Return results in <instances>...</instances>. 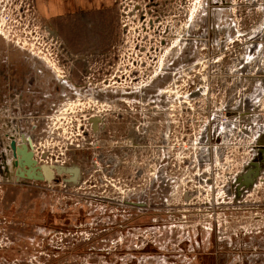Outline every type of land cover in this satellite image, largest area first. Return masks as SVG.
<instances>
[{"label":"rangeland","instance_id":"obj_1","mask_svg":"<svg viewBox=\"0 0 264 264\" xmlns=\"http://www.w3.org/2000/svg\"><path fill=\"white\" fill-rule=\"evenodd\" d=\"M203 1H117L110 39L116 104L77 97L62 102L54 117L29 113L20 104L15 108V102L7 115L0 112V161L2 155L5 161L11 157L5 133L16 131L32 138L38 160L82 169L74 185L61 179L7 181L0 174V264H264V171L242 198L226 191L234 180H227L230 168L239 169L244 160L240 145L247 141L250 163L258 136L264 144V87L251 79L264 58L239 69L245 46L234 48L229 42L234 34L223 33L233 21L243 29L259 25L264 0L247 16L244 0H230L231 14L213 11V16L209 7L199 11ZM219 14L222 28L211 33L209 21ZM51 29L55 32L30 0H0V43L8 44L3 48L13 59H24L25 67L43 70L44 80L64 84L67 44ZM106 84L93 89L107 91ZM87 103L95 105L91 113L110 114L101 118L107 121L101 128L127 125L126 141L134 140L136 125L148 128L141 158L132 152L110 161L121 152L113 132L97 147L81 144L82 128H73L77 121L70 118L83 113ZM242 108L257 125L246 128L233 112ZM232 116L238 120L233 126ZM208 126L215 129L206 138ZM70 138L78 141L70 144ZM96 138L90 134L89 141Z\"/></svg>","mask_w":264,"mask_h":264},{"label":"flooded vegetation","instance_id":"obj_2","mask_svg":"<svg viewBox=\"0 0 264 264\" xmlns=\"http://www.w3.org/2000/svg\"><path fill=\"white\" fill-rule=\"evenodd\" d=\"M200 1V0H199ZM230 0H207L203 1L204 2V7L202 5H199V11L202 10V13L206 12V9L209 7L210 9L208 10L211 12V15L213 16V11L214 12H228L231 14L230 9H228V6L231 5ZM245 1V9L242 11L244 15L249 14V9L250 7L254 6L255 4H260L258 3V0H244ZM262 5V4H260ZM230 8V7H229ZM263 10V8H262ZM241 13V14H242ZM252 14V12H250ZM211 16L208 18L210 19ZM212 20V22H211ZM222 23H223V14H219L218 17L214 15V18L210 19L209 25H210V32L211 33H216L220 32L222 28ZM259 25L253 27L251 25H247L246 29H243L241 26L243 24H239V22H232L228 24V30L223 31L224 34L227 32L232 34L233 37L229 39V42L231 41L232 44H234V48H237L236 45H240L241 47H244V52L242 54L241 58V65L239 66V69H243L245 64H254L256 63V60L260 58H264V13L262 17L260 18V21L258 23ZM208 28V25L204 26L203 32ZM222 32V31H221ZM243 38V40L241 39ZM248 43H251L250 45H247ZM116 44V42H115ZM211 44L217 45L221 44L220 42H211ZM7 48V43L2 44L0 43V112L6 113L7 115V108L9 105L12 104V102H15L14 104L15 108L18 104L21 106L23 105L24 107H27V109H30L29 113H45V112H53V117L56 113V111L60 112L57 107L62 103L66 102V100H74V98H87V100H92L94 99L95 102L97 103L99 101H108L110 103L116 104V58L114 56L116 55L115 52L111 53L110 51L112 50V46H108L107 48H87L88 46L83 45V47H80L81 49H78L79 47L76 48H71V47H65V62L66 65L68 66L67 68V75L66 79L63 80L65 83H68V85L63 82H60L56 80L55 83H50L47 79L44 80L43 78V70L37 69L34 67H25L26 64L24 63V59L18 61L16 58H12V53H9L3 46ZM247 45V46H246ZM258 51H262L260 55L258 54ZM264 61V59H262ZM23 62V63H22ZM258 64V63H257ZM260 70L256 69L257 73L251 78L252 80L259 82L258 86L261 87V85L264 87V65H262L259 62ZM113 72V73H112ZM34 74L35 76H33ZM80 80L86 82L85 84H80L74 81ZM74 82L73 84H78L80 87L72 86V84H69L70 82ZM110 81H112V86ZM102 82H107L106 86H111L109 90L105 91L103 88L100 90H94L93 88L97 83H102ZM50 84L53 85V88L48 89ZM90 84V85H89ZM92 86V87H90ZM63 90H59L62 89ZM79 91H76L77 89ZM112 88V89H111ZM91 89V91H89ZM264 89V88H263ZM107 92V93H105ZM245 91L241 93V97H243ZM197 95V94H196ZM245 99L242 98L240 100L241 103L244 102ZM87 108L84 109V112L79 114L78 117H76V114L71 115L70 119H74V122L77 121L72 127H81V134H80V141L82 145H94L97 147L98 142L101 137L108 136L113 132L112 137L118 138V141L116 143V147H118L120 153H115L114 159L111 157L109 160H121L127 158L129 155H131L132 152H134V159L141 158L143 155L141 151H145L147 147L144 146V142L148 138L146 134V130L148 129L146 126H138L136 125L135 130L133 131L134 135V140H124V134H125V128L127 125H115L112 124L111 129L108 127H100V124L102 125H107V121L101 123V118L103 120H106L107 118L104 117V115H108L110 117L109 113H103L100 115L99 113H91L90 111L93 110L95 111V106L93 104L90 105L87 103ZM92 106V107H91ZM237 110L233 111L235 112V115L241 118H244L240 121L244 122L246 128H249V125H257V123H252L249 121V111L247 110ZM227 111V110H226ZM113 116L114 113H116V108L113 109L112 111ZM232 112H229V115ZM103 116V117H102ZM231 119V125L233 126L234 123H236L238 120L236 118L229 117ZM114 121H116L114 119ZM215 123V122H214ZM79 125V126H78ZM208 125H214L213 123H208ZM261 125V124H259ZM89 127V128H88ZM105 128V130H104ZM206 128V127H205ZM215 126H212L210 129V126H208V129L205 130L204 136L207 138L209 137V132L212 133L214 132ZM244 132V128L242 129ZM142 132V133H141ZM247 133V132H245ZM90 134L95 135L97 138L95 141H89L90 139ZM7 138L9 139V144L7 145V149L11 154V151L9 149L10 143L14 142L16 146H22L26 142L32 141L31 137H26L25 133L17 132L14 131V133L7 134ZM203 136V137H204ZM116 138V139H117ZM129 138V137H128ZM204 139V143L208 142V139ZM120 139V140H119ZM261 137L258 136V140H256V144L253 153V161H245L244 165L242 166L241 170L239 173L235 176L234 180L229 184L228 188L226 191L235 193V197H240L242 198L244 193L247 192L248 188L250 185H252L253 180L256 179V175H261V173L264 171V144H261L259 142ZM25 140V141H24ZM104 141L108 142V138H104ZM70 144H73L74 141H78L77 138H70ZM109 143V142H108ZM148 143V142H147ZM164 145V142H162ZM77 146V145H75ZM150 146V142L149 145ZM86 149H89L88 147H85ZM162 153L165 151V146H163V149L161 150ZM5 155L1 156V161H0V174H2L5 179L8 181L9 178L14 177V169H12L11 163L14 160L13 156L8 158V161H5ZM36 160V159H35ZM54 162L58 160H53ZM257 164V174L252 175L251 178L253 179L251 183H249V180L247 179L244 183L240 184L239 178L243 173L247 171L249 166L254 169L255 167L253 164ZM38 165V163L36 162ZM163 162L159 164V167H162ZM159 168H156L155 173L158 171ZM113 174H116V171L113 172ZM138 175L140 173H137ZM163 174V175H162ZM160 177L162 179L166 178V173L162 172ZM142 175V174H141ZM157 178L159 177L158 175L156 176ZM261 178V176L259 177ZM15 179V177H14ZM251 180V179H250ZM257 181L259 180L258 178L256 179ZM255 180V181H256ZM18 182V181H17ZM152 187H148L146 191L148 190L151 191ZM145 191V192H146ZM146 200H149V198H146ZM131 204L136 205L137 203L130 202ZM140 204V203H139ZM146 203H142L141 206L145 207Z\"/></svg>","mask_w":264,"mask_h":264},{"label":"crops","instance_id":"obj_3","mask_svg":"<svg viewBox=\"0 0 264 264\" xmlns=\"http://www.w3.org/2000/svg\"><path fill=\"white\" fill-rule=\"evenodd\" d=\"M118 0H33L35 12L66 47L107 48L116 32ZM163 2L165 0H154ZM65 47V46H64Z\"/></svg>","mask_w":264,"mask_h":264},{"label":"water","instance_id":"obj_4","mask_svg":"<svg viewBox=\"0 0 264 264\" xmlns=\"http://www.w3.org/2000/svg\"><path fill=\"white\" fill-rule=\"evenodd\" d=\"M53 32V31H52ZM51 32V34H52ZM11 155L14 160L11 163L12 169H14V176L16 181H51L56 177H60L64 182L70 184H78L81 179V168L76 165L61 166V165H37L33 159V153L29 147L24 144L22 146H16L14 142L10 143L9 147ZM254 169L248 168V170L241 175L239 183H244L247 179L249 183L253 180L252 175L257 174L258 165L253 164ZM251 179V180H250Z\"/></svg>","mask_w":264,"mask_h":264},{"label":"built area","instance_id":"obj_5","mask_svg":"<svg viewBox=\"0 0 264 264\" xmlns=\"http://www.w3.org/2000/svg\"><path fill=\"white\" fill-rule=\"evenodd\" d=\"M28 1V0H27ZM32 2V0H30V3ZM32 7V6H31ZM241 141H242V139H241ZM246 142L247 141H245V143L244 144H241L240 145V148L241 147H243V149H244V152H243V154L241 155V158H244V160L241 162V164H240V168L239 169H237V167H238V165L236 164L235 165V167L234 168H230V173H229V176H228V178H227V180L228 181H232L234 178H235V176L239 173V171L241 170V168H242V166L244 165V162L246 161V157L248 156V147L246 146ZM234 143V142H233ZM34 151H35V149H34V147H33V153H34ZM34 157L37 159V156H36V153H34ZM219 157V156H218ZM41 159V158H40ZM37 162L38 163H45V164H48L47 163V161H45V160H38L37 159ZM57 163H59V164H64L65 163V161H56L55 163H52V162H49V164H57ZM55 181V180H54ZM54 181H52V182H48V183H53ZM57 181V180H56ZM61 183H63V184H68V183H66V182H61ZM68 185H73V184H68Z\"/></svg>","mask_w":264,"mask_h":264},{"label":"bare ground","instance_id":"obj_6","mask_svg":"<svg viewBox=\"0 0 264 264\" xmlns=\"http://www.w3.org/2000/svg\"><path fill=\"white\" fill-rule=\"evenodd\" d=\"M7 134H9L8 132H6L5 133V135H7ZM25 141V140H24ZM25 144L28 146V147H31V149H32V151H33V147H34V144H33V142L32 141H30L29 140V142H26L25 141ZM34 153H35V151H34ZM33 153V154H34ZM33 158H34V155H33ZM56 165H61V166H69L68 164H66V163H64V164H59V163H57ZM73 165V164H72ZM82 172V171H81ZM56 175L57 174H55L54 176H55V178L57 179V180H59L60 179V177H56ZM62 180V179H61Z\"/></svg>","mask_w":264,"mask_h":264}]
</instances>
